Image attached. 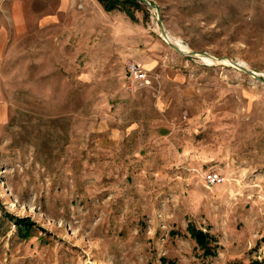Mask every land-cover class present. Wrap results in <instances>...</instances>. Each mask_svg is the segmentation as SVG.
Wrapping results in <instances>:
<instances>
[{"label": "rangeland", "instance_id": "rangeland-1", "mask_svg": "<svg viewBox=\"0 0 264 264\" xmlns=\"http://www.w3.org/2000/svg\"><path fill=\"white\" fill-rule=\"evenodd\" d=\"M26 1L0 0V264H264V0Z\"/></svg>", "mask_w": 264, "mask_h": 264}, {"label": "trees", "instance_id": "trees-1", "mask_svg": "<svg viewBox=\"0 0 264 264\" xmlns=\"http://www.w3.org/2000/svg\"><path fill=\"white\" fill-rule=\"evenodd\" d=\"M102 7L106 11H111L114 9L122 10L127 15L132 16L133 8L139 7V1L138 0H97ZM21 223V222H18ZM22 225L19 226L20 230L19 232L23 231V234H27L29 231V224L26 222V220L22 219ZM187 232L189 235L195 240L197 247L202 250L203 256H210L215 253V245L212 244L213 240L211 236L194 226V224L190 223L186 226ZM264 262V258L262 260Z\"/></svg>", "mask_w": 264, "mask_h": 264}, {"label": "built area", "instance_id": "built-area-1", "mask_svg": "<svg viewBox=\"0 0 264 264\" xmlns=\"http://www.w3.org/2000/svg\"><path fill=\"white\" fill-rule=\"evenodd\" d=\"M127 74L133 81L142 82L145 79L146 71L137 62H129L127 64ZM220 180L221 177L215 170H208L204 173V182L206 186H210Z\"/></svg>", "mask_w": 264, "mask_h": 264}, {"label": "crops", "instance_id": "crops-1", "mask_svg": "<svg viewBox=\"0 0 264 264\" xmlns=\"http://www.w3.org/2000/svg\"><path fill=\"white\" fill-rule=\"evenodd\" d=\"M27 1H30V0H27ZM27 1H26V2H27ZM38 1H39V0H37L35 3H32V2H31V3L29 4V6H26V7H25V9H22L23 6H22L21 3L19 2V5L22 6V7H21V6H19V7L21 8L22 11L25 10V12H26L25 15H27V13L29 12V10H26V8H32V7L37 6ZM58 1H59V4L61 5V8H62L68 0H58ZM26 2H25V3H26ZM54 2H55V0H49L48 2H46V3H47L46 5H47V6H50V7H53Z\"/></svg>", "mask_w": 264, "mask_h": 264}, {"label": "water", "instance_id": "water-1", "mask_svg": "<svg viewBox=\"0 0 264 264\" xmlns=\"http://www.w3.org/2000/svg\"><path fill=\"white\" fill-rule=\"evenodd\" d=\"M138 1H146V0H138ZM161 32H162V35L164 36V38L170 43V45L174 46L175 48H177L179 50V48L176 46V44H174L172 41H170L167 37V34L165 33V31L161 28ZM190 53H195V52H190ZM204 55H207L206 53H202ZM209 58L211 59H214L215 57L211 56V55H208ZM237 67L245 70L246 72H248L249 74H252V75H256L255 72L253 71H250V70H246L245 68H243L240 64L238 63H234Z\"/></svg>", "mask_w": 264, "mask_h": 264}, {"label": "bare ground", "instance_id": "bare-ground-1", "mask_svg": "<svg viewBox=\"0 0 264 264\" xmlns=\"http://www.w3.org/2000/svg\"><path fill=\"white\" fill-rule=\"evenodd\" d=\"M167 34V33H166ZM167 37H168V39L169 40H171L170 39V37H169V35L167 34ZM176 42V44H178L181 48H184L185 49V47L183 46V45H181L180 43H178L177 41H175ZM208 61H211L212 59L211 58H209V57H205ZM219 61V60H218ZM224 61H228V60H224Z\"/></svg>", "mask_w": 264, "mask_h": 264}]
</instances>
